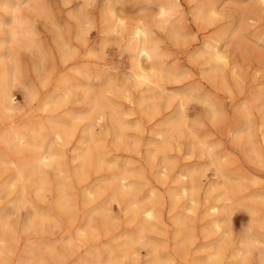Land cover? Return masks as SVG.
Masks as SVG:
<instances>
[{
    "label": "rangeland",
    "instance_id": "obj_1",
    "mask_svg": "<svg viewBox=\"0 0 264 264\" xmlns=\"http://www.w3.org/2000/svg\"><path fill=\"white\" fill-rule=\"evenodd\" d=\"M7 1L16 2L15 15L25 31L14 48L9 44L12 11L3 10ZM159 1L168 2L0 0V78H8L14 97L11 110L0 107L4 162H0V218L4 219L0 245L6 247L0 264H90L92 260V264H104L109 255L118 254L126 238L139 233L138 219L130 212L153 196L164 202L161 229L139 239L135 254L124 264H147L148 244H159V255L168 257L167 263L171 259L168 264H264V99L258 98L264 93V4L259 0H169L174 7L164 23L158 14ZM110 6L122 27L149 26L158 48L157 62L177 73L175 79L161 82L153 94L134 78L128 33L108 32ZM211 7L216 14H209ZM214 40L219 41L223 56L216 71L203 54L206 43ZM148 64L142 62L144 68ZM105 78L112 82L109 91H102ZM68 83L72 88L61 93ZM190 92L194 96L180 106L183 94ZM94 99L100 101V109L92 116L89 109ZM208 103L217 110L214 119L208 115ZM245 108L250 109L255 153L238 137ZM115 112L122 125L114 121ZM178 115L183 124L172 131L167 125ZM37 125L43 128L41 135L34 134ZM59 125L69 129L61 141L50 134ZM15 131L22 133V145L14 141ZM33 140L42 141V151L53 145L52 158L39 171L42 193L30 185L33 177L27 183L16 180L19 172L29 177ZM159 144L168 158L166 164L162 150L154 153ZM211 154L219 157V168L210 164ZM189 173L196 176V189L190 190L189 178L181 177ZM119 174L125 176V190L139 187L132 190L133 199L114 194ZM221 174L229 179L227 189L218 184ZM182 186L188 187V197L179 195L172 203L169 195ZM134 200L137 204L132 205ZM211 206L217 208L208 210ZM187 207L190 238L177 225ZM65 209H73V215L67 212L65 217ZM34 213L40 214L38 219ZM30 218L32 224H28ZM97 222L103 224L99 227ZM182 242L185 246L179 251Z\"/></svg>",
    "mask_w": 264,
    "mask_h": 264
},
{
    "label": "bare ground",
    "instance_id": "obj_2",
    "mask_svg": "<svg viewBox=\"0 0 264 264\" xmlns=\"http://www.w3.org/2000/svg\"><path fill=\"white\" fill-rule=\"evenodd\" d=\"M262 4H264V0H259ZM8 2V1H7ZM10 2V1H9ZM7 3L6 4V8L4 7L5 6V3H3L4 5H2L4 8H3V10L4 9H8V10H11L12 11V13H11V21L10 22H12V24H11V27H10V29H9V44H10V46H11V48H14L15 46H17V44L19 43L18 42V40H17V38H18V36L21 34V32H25L24 31V28H23V24L18 20V18L16 17V15L18 14H16L15 15V6L17 5V4H14V3H16V2H14V3ZM20 2V1H19ZM22 2V1H21ZM174 3H175V1H174ZM20 4V3H19ZM176 4V3H175ZM158 14H159V16L161 17V19H160V21L161 20H164V23L166 22V21H168V17L171 15V12H172V9H173V7L174 6H172V3L168 0V2L166 1H159L158 2ZM215 5V4H214ZM208 6V5H207ZM216 6V5H215ZM177 7V6H176ZM208 8V7H207ZM212 8V7H211ZM15 9V10H14ZM108 9V12H109V15H108V18H110V19H108L109 20V24L110 25H108V27H107V29H108V32H112V33H118L119 35H122V34H124V33H128V35H129V41H130V50L133 52V56H132V63H133V70H134V78L137 80V84L139 85L140 84V86L141 85H144L145 87H146V90L147 91H149L151 94H153V92L155 91V89H157L158 87H159V84H162L161 82H163L164 80H170V79H175L176 77H177V73H176V71L175 70H172V69H165V68H163V67H161L160 65V63L159 62H157V57L159 56L158 55V48L155 46V44H153L152 43V37H151V29H148L149 28V26L148 27H145V26H147V25H141V24H136V25H134L133 27H130V28H124V27H122L123 25V22H122V20H120L119 18H117V15L115 16V13L113 12V8L110 6V8L108 7L107 8ZM6 10L4 11V12H6ZM106 10V9H105ZM209 10V9H208ZM207 12V11H206ZM108 14V13H107ZM173 14V13H172ZM209 14H216V12H215V8H212V9H210V13ZM104 16V15H103ZM172 16V15H171ZM205 17V16H204ZM20 18V17H19ZM104 18V17H103ZM106 18H107V16H106ZM111 18H113V19H111ZM163 18V19H162ZM211 18V17H210ZM213 19V18H212ZM211 21V20H210ZM83 22V21H82ZM163 22V21H162ZM170 22V21H169ZM1 27V26H0ZM160 27V26H159ZM165 27V26H164ZM167 27V26H166ZM168 29V28H167ZM169 30H171V34L174 36V37H177V31L175 30V29H173V28H171V29H169ZM28 32V31H27ZM169 32V31H168ZM167 32V33H168ZM6 35V34H5ZM224 35V34H223ZM23 36V35H22ZM22 36H20V37H22ZM153 36V35H152ZM171 37V36H170ZM222 38V37H221ZM220 38V39H221ZM22 39V38H21ZM25 39V38H24ZM23 39V40H24ZM219 39V38H218ZM22 40V41H23ZM27 40V39H26ZM175 40V39H174ZM178 39H176V41H177ZM25 41V40H24ZM28 41V40H27ZM215 42H213V43H210V42H207L206 43V46H205V50H204V52H203V54H205V55H207V58H208V60L210 61V63L212 64V67H211V70L212 71H216L217 69H218V66H219V62L220 61H222V59H223V56L222 55H220V52H219V50H218V47H217V44H218V40L216 41V40H214ZM6 42V41H5ZM8 42V41H7ZM212 42V41H211ZM6 44V43H5ZM8 44V43H7ZM22 45V44H21ZM60 46V45H59ZM127 46V45H126ZM64 47V46H63ZM65 48H66V46H65ZM66 53V52H65ZM69 53V52H68ZM66 55H67V53H66ZM65 55V56H66ZM64 56V55H63ZM149 62L150 63V65H149V67L147 66V68H144V66L142 65V62ZM0 62H1V59H0ZM221 65H222V63H221ZM225 66V65H224ZM14 70V69H13ZM15 71V70H14ZM4 72V71H3ZM13 72V71H12ZM5 73V72H4ZM11 73V72H10ZM210 73V72H209ZM9 74V73H8ZM14 74V73H13ZM12 74V75H13ZM216 74V73H215ZM216 76V75H215ZM9 77V76H8ZM90 77V76H89ZM11 78H13V77H11ZM10 78V79H11ZM1 79V78H0ZM8 78L4 75L3 76V78L0 80L1 82H0V107H2V106H4L5 107V109H6V112H7V110H11L12 109V107H11V105L13 104V94L11 93V91H10V88H9V86H8V80H7ZM67 82V81H66ZM103 88H102V91H109L110 89V87H111V85H112V82H111V80L109 79V78H105L104 80H103ZM150 86H153V87H150ZM61 88V87H60ZM72 88V86L68 83V84H65V86L61 89V93H66L67 91H69L70 89ZM83 88H85V87H83ZM90 88L89 87H87L86 88V90L85 91H88ZM160 89H161V86H160ZM159 90V89H158ZM156 92H157V90H156ZM194 92V91H193ZM101 93V92H100ZM57 94V93H56ZM103 96H105L104 94H102ZM153 96V95H152ZM151 96V97H152ZM194 95L193 94H191V92H190V94H188L187 93V95L184 93L183 94V97L182 96H180V97H182V103H181V105L180 106H184L185 105V103H186V101H187V99H190L191 97H193ZM31 98V97H30ZM105 98V97H104ZM143 98V97H142ZM201 98H203V97H200V99ZM259 99H264V93H261L260 95H259V97H258ZM98 99L100 100V98L98 97ZM102 99V98H101ZM198 99H199V97H198ZM51 100H52V98H51ZM51 100H49V101H51ZM99 100H97V99H94L93 100V102H92V104H91V107H90V109H89V114L90 115H96V113H97V111L100 109L99 108V104H100V101ZM180 100V99H179ZM201 100H204V101H206L207 102V100H206V97L205 98H203V99H201ZM53 101V100H52ZM51 101V102H52ZM143 102V101H142ZM181 102V101H180ZM212 102V101H211ZM45 103V102H44ZM61 103V102H60ZM151 103V102H150ZM47 103H45V104H43L44 106L46 105ZM139 104V103H138ZM52 105V104H51ZM143 105H145L144 103H143ZM142 105V106H143ZM208 105H209V103H208ZM46 107H48V106H46ZM112 107V106H111ZM146 108V107H145ZM149 108V107H148ZM209 117L211 118V119H214V116H215V114L217 113V110L215 109V106L214 105H209ZM119 109V108H118ZM44 110V109H43ZM103 110V109H102ZM250 110V109H249ZM249 110H248V108H245V109H243V111H242V114H243V116H244V118H245V122L243 123V128H242V130H240L239 131V133H238V137H243L244 138V142H245V146L247 147V150H249V151H251V152H254L255 150H256V148H257V146H256V141H255V139H254V136H253V127H252V123H250L251 121L249 120V118H248V112H249ZM158 111V110H157ZM103 112V111H102ZM120 112V111H119ZM146 112V111H145ZM149 112V111H148ZM147 113V112H146ZM250 113V112H249ZM104 114V113H103ZM182 115V114H181ZM181 115H178V117L177 118H175V120L173 119V121H171V122H169L168 123V127H169V129H171L172 131L173 130H175L176 128H178L179 127V125L181 126L183 123V117L181 116ZM111 116V115H110ZM113 119H114V121L116 122V123H118L119 125H122V123H121V119L118 117V113H114V115H113ZM58 120V119H57ZM63 120H65V119H63ZM91 120V119H90ZM89 120V121H90ZM55 121V120H54ZM123 121V120H122ZM216 121V120H215ZM66 122V121H65ZM93 122V121H92ZM124 122V121H123ZM50 123H51V121H50ZM54 123V122H53ZM91 123V122H90ZM112 123V122H111ZM92 125V124H91ZM112 125H114L115 126V124H112ZM52 126V125H51ZM124 126V125H123ZM55 127V126H54ZM58 127V126H57ZM70 127V126H69ZM92 127H94V125L92 126ZM116 127H117V124H116ZM42 127L41 126H38L37 125V127H36V129L34 130V134H40L41 132V130L43 129H41ZM52 128V127H51ZM113 128H115V127H113ZM124 128V127H123ZM91 129H93V128H91ZM11 130H13V129H11ZM15 130V129H14ZM17 130V129H16ZM22 130V129H21ZM27 130V129H26ZM68 128H67V126L66 125H59V127L58 128H55V129H53L52 128V130L50 129V134H51V136H52V138L54 139V140H59V141H61V140H63V138L65 137V135L68 133ZM85 130V129H84ZM25 131V130H24ZM71 131V130H70ZM89 131V130H88ZM91 131V130H90ZM93 131V130H92ZM116 131V130H115ZM169 131V130H168ZM11 132V131H10ZM22 132V131H21ZM29 132V131H28ZM167 132V131H166ZM236 132V131H235ZM173 133V132H172ZM9 134V133H8ZM12 134V133H11ZM22 134V133H21ZM21 134L19 133V132H16L15 131V133L13 134L14 136H13V139L15 138V139H17V141H19V144H21L20 142H21V140L23 139V137L21 136ZM31 134V133H30ZM32 135L33 137L35 136V135ZM48 134V133H47ZM117 134H118V132H117ZM170 134V133H169ZM4 135V134H3ZM6 135V134H5ZM4 135V136H5ZM41 135V134H40ZM84 135V134H83ZM115 135V134H114ZM120 135V134H119ZM39 136V135H38ZM92 136V135H91ZM91 136H90V140H91ZM6 137V136H5ZM4 137V138H5ZM42 137V136H41ZM87 137V136H86ZM121 137V136H120ZM123 137V136H122ZM237 137V138H238ZM0 138H2V137H0ZM29 138H30V136H29ZM39 138V137H38ZM84 138V137H83ZM93 138V137H92ZM117 138H119V137H117ZM10 139H11V137H10ZM15 139H14V141H15ZM25 139V138H24ZM52 140V139H51ZM238 140V139H237ZM2 141V140H1ZM10 141V140H9ZM23 141H25V140H23ZM42 141L44 142V139H42ZM42 141L41 142H36V140H33V142L32 143H34V144H31V148H32V150H30L32 153H31V155H30V159H29V167H30V170H29V177L28 178H25L24 176H22L21 175V173L19 172L17 175V178H16V180L17 181H20V183H24V182H26L27 183V181H29V178L30 177H33L32 178V182H30V185H32L33 184V186L35 185L36 186V191L37 192H43L44 191V187L42 188V185H41V180L40 179H42V177H39L40 176V168H41V166L43 165V164H45L50 158H52V154H51V150H50V148L53 146H51V147H49V145H48V147L47 148H44V151H42L41 149L43 148L42 147V145H41V143H42ZM84 141V140H83ZM2 142H4V141H2ZM50 142H52V141H50ZM92 142V141H91ZM114 142V141H113ZM168 142V141H167ZM243 142V141H242ZM11 143H13V142H11ZM10 142H9V144H11ZM15 143V142H14ZM18 143V142H17ZM23 143V142H22ZM25 143V142H24ZM87 143V142H86ZM5 144H7L6 142H5ZM26 144V143H25ZM116 144H118V143H116ZM14 145V144H13ZM12 145V146H13ZM22 145V144H21ZM168 145V144H167ZM7 146V145H6ZM16 146V145H15ZM20 146V145H19ZM45 146H47V145H45ZM80 146H81V144H80ZM83 146V145H82ZM81 146V147H82ZM29 147V146H28ZM100 147H101V145H100ZM16 148H17V146H16ZM30 148V149H31ZM80 148V147H79ZM83 148V147H82ZM92 149V148H91ZM95 149H96V147H95ZM11 150H12V148H11ZM83 150H85V149H83ZM98 150H99V148H98ZM160 150H162L163 151V153H164V149H163V147L159 144V145H157L156 147H155V149H154V153H157V152H160ZM13 151V150H12ZM29 151V150H28ZM28 151H27V154H28ZM80 151V150H79ZM88 151H90V150H88ZM88 151H87V154H88ZM100 151H101V149H100ZM23 152V151H22ZM26 152V151H25ZM91 152V151H90ZM152 152V151H151ZM55 153V152H54ZM83 153H84V151H83ZM82 153V154H83ZM153 153V152H152ZM255 153V152H254ZM57 154V153H56ZM103 154V153H102ZM105 154V153H104ZM148 154H149V152H148ZM59 155H61V154H59ZM147 155V154H146ZM62 156V155H61ZM149 156H151V154H149ZM154 156V155H153ZM89 157V156H88ZM146 157H148V156H146ZM162 162L164 163V164H166L167 163V161H168V158L165 156V153L164 154H162ZM56 158H57V155H56ZM85 158V157H84ZM149 158V157H148ZM153 158V157H152ZM92 159H94V158H92ZM104 159V158H103ZM170 159V158H169ZM89 160V159H88ZM154 160V159H153ZM2 160H1V157H0V162H1ZM58 161H59V159H58ZM95 161L96 162H99V161H97V154H96V156H95ZM101 161V160H100ZM148 161V160H147ZM209 161H210V164H214V165H216L218 168L220 167V161H219V157H217L215 154H211L210 155V157H209ZM3 162V161H2ZM50 162V161H49ZM56 162V161H55ZM85 162V161H84ZM87 162V161H86ZM108 162V161H107ZM61 163V165H62V162H60ZM89 163V162H88ZM153 163V162H152ZM152 163H150V164H152ZM3 164H4V162H3ZM6 164V163H5ZM90 164V163H89ZM98 164V163H97ZM109 164V163H108ZM60 165V164H59ZM60 165V166H61ZM172 165V164H171ZM3 166V165H2ZM50 166V165H49ZM55 166V165H54ZM63 166V165H62ZM104 166V165H103ZM168 167H170V166H168ZM64 168V167H63ZM62 169V168H61ZM16 170V169H15ZM58 170H59V168H58ZM62 171V170H61ZM118 171H120V170H118ZM76 172V171H75ZM117 172V171H116ZM123 172V171H122ZM16 173V172H15ZM120 173H121V171H120ZM125 173V172H124ZM167 173V172H166ZM188 173V172H187ZM186 173V174H187ZM77 174H79V172L77 173ZM115 174H117V173H115ZM85 175V174H84ZM79 176H80V174H79ZM78 176V177H79ZM134 176V175H133ZM77 177V178H78ZM82 176H80V178H81ZM125 177V176H124ZM124 177L121 175V174H119L118 175V179H117V183H115L114 185H116L117 184V186H116V189H115V191H114V194H123V195H126L127 196V199H128V197L129 198H131V199H133L132 197H133V193L134 192H132V190H134L133 189V187H132V189H130L129 191H127V190H125V183H124V181H125V179H124ZM183 179L185 178V177H188L189 178V185H188V187H189V189L190 190H193V189H196V188H194L195 187V185H194V180H193V177H195L196 178V176H192L191 175V173H189L188 175H184L183 174V176H181ZM220 179H219V183L218 184H220L221 186H222V188H225V189H227V187L229 186V179H226L225 178V176H224V174H221L220 176ZM64 178H65V176H64ZM80 178H78V180L80 179ZM180 178V177H179ZM182 178L180 179V180H182ZM67 178H65V180H66ZM113 179V178H112ZM115 179H116V177H115ZM236 179V178H235ZM232 180H233V178H232ZM64 181V180H63ZM178 181H179V179H178ZM114 182V181H113ZM116 182V181H115ZM134 182V181H133ZM179 182H181V181H179ZM234 182V181H233ZM238 182V181H237ZM196 184V183H195ZM218 184H216V185H218ZM235 184H236V182H235ZM238 184V183H237ZM25 186H26V184H24ZM136 185V184H135ZM198 185V184H197ZM232 185V184H231ZM63 186H66V184H64ZM63 186L61 187V191H63ZM68 186V185H67ZM127 186V185H126ZM137 186V185H136ZM136 186H134L135 187V190H136V188L138 187H136ZM221 186H217V188L218 187H220L221 188ZM27 187V186H26ZM109 187H111V185L109 186ZM188 187H185V186H182L179 190L178 189H176V190H178V191H174V192H172L171 193V195H169L170 197L169 198H171V202L172 203H175V201H176V197L177 196H185V198H186V192H187V188ZM24 188V187H23ZM22 188V189H23ZM97 188H99V187H97ZM216 188V189H217ZM231 188H234V185H233V187H231ZM237 188V187H236ZM25 189V188H24ZM60 189V188H59ZM138 189H139V187H138ZM137 189V190H138ZM219 189V188H218ZM224 189V190H225ZM58 190V189H57ZM89 190V189H88ZM111 190H113L112 188H111ZM134 190V191H135ZM221 190V189H220ZM127 191V192H126ZM196 191V190H195ZM195 191L193 192V194L195 193ZM212 191H215V189H213ZM90 192V191H89ZM93 192V191H92ZM138 192V191H137ZM137 192H136V194H137ZM178 192V193H177ZM191 192V191H190ZM219 192H221V191H219ZM23 193H24V191H23ZM67 193H68V191H67ZM111 193H112V191H111ZM223 193V192H222ZM222 193H220V194H222ZM225 193V192H224ZM238 193V192H237ZM58 194V193H57ZM114 194H113V197H114ZM117 194H116V196H117ZM168 194H169V192H168ZM23 195V194H22ZM87 196H88V194H87ZM115 196V197H116ZM194 196V195H193ZM193 196H189V200L190 201H194L193 200ZM253 196V195H252ZM257 196V195H256ZM262 196V195H261ZM59 197V196H58ZM62 197V196H61ZM111 197V196H110ZM146 197V196H145ZM152 197V196H151ZM188 197V196H187ZM221 197V196H220ZM117 198V197H116ZM124 198V197H123ZM141 198V197H140ZM169 198H167L169 201H170V199ZM180 198H182V197H179L178 199H180ZM254 198V197H253ZM188 199V198H187ZM225 199H226V197H225ZM110 200V199H109ZM118 200V199H117ZM227 200V199H226ZM251 200V199H250ZM114 201H116V200H114ZM125 201V200H124ZM129 201V200H128ZM187 201V200H186ZM62 202V201H61ZM68 202V201H67ZM119 202V201H118ZM163 200H162V197H157V196H153V198H151L148 202H144L145 204H141L140 206H136V207H138L135 211H132V212H130V214L131 213H133V212H135V215L133 216V217H136V219H138V224H139V227L138 226H136V228L138 227L139 228V233H137L136 234V232H135V236H130V237H128V238H126L123 242H122V244L120 245L121 246V249L119 248V250L117 251L118 252V254L116 255V256H108L107 257V260L105 259V261H106V263L107 264H124V261L126 260V259H128V258H130L133 254H135V250H134V246H135V243L139 240V239H142V238H144V236L147 234L148 235V233H152V232H155V231H153V230H156V229H158V227L161 229V223H163V220H162V213H161V211H162V205H163ZM128 203V202H127ZM141 203V202H140ZM171 203V204H172ZM177 203V202H176ZM186 203V202H185ZM190 203V202H189ZM196 203V202H195ZM59 204H61L60 202H59ZM70 204V203H69ZM135 204H137V201H133L132 202V205H135ZM139 204V203H138ZM63 205V204H62ZM169 205H170V203H169ZM174 205V204H173ZM176 205V204H175ZM61 206V205H60ZM72 206V205H71ZM58 207V206H57ZM64 207H65V205H64ZM131 207H133L134 208V206H131ZM170 208H171V206H169ZM189 207H190V205H189ZM217 207H215V206H211V207H209L208 208V210H214V209H216ZM68 209H71V208H68ZM132 209V208H131ZM59 210V209H58ZM103 210V209H102ZM127 210V209H126ZM134 210V209H133ZM226 210V209H225ZM225 210H223L224 212H225V215H227L226 213V211ZM72 212H69V210L67 211L69 214H71V213H73V209L71 210ZM104 211V210H103ZM189 211V208L187 207V208H185L184 209V214H182L178 219H177V225L178 226H180L181 227V230L182 231H185L186 232V237L187 238H190V227L189 226H187V222L189 223V221H190V219H189V217H188V212ZM191 211V210H190ZM38 212V211H37ZM36 212V213H37ZM65 217H67V212H66V209H65ZM99 212V211H98ZM105 212H107L106 211V209H105ZM36 213H34L33 215L34 216H37V219H38V215H40V214H36ZM67 213V214H66ZM98 214V213H97ZM101 214H102V212H101ZM229 214V213H228ZM32 215V214H31ZM49 215V214H48ZM73 214H71L70 216H72ZM103 215V214H102ZM101 215V216H102ZM133 215V214H132ZM176 215V214H175ZM1 216V215H0ZM90 216H91V214H90ZM99 216H100V214H99ZM99 216H97V217H99ZM104 216V215H103ZM3 217V216H2ZM40 217V216H39ZM43 217V216H42ZM52 217V216H51ZM91 217H94V216H91ZM220 217V216H219ZM224 217V216H223ZM46 218V217H45ZM48 218V217H47ZM87 218V217H86ZM107 218V217H106ZM129 218H130V216H129ZM225 218V217H224ZM29 219V218H28ZM94 219V218H93ZM4 219H1L0 218V243L3 241V225H4V221H3ZM46 220V219H45ZM69 220V219H68ZM92 220V219H91ZM189 220V221H188ZM218 220V219H217ZM222 220V219H221ZM220 220V221H221ZM96 221V220H95ZM106 221V220H105ZM108 221V220H107ZM216 221V220H215ZM33 223V219L31 220V218H30V220L28 221V224H32ZM96 223V222H95ZM98 223V222H97ZM109 223V222H108ZM136 223V222H135ZM27 224V225H28ZM99 224H103V223H98V225ZM110 224H111V222H110ZM109 224V225H110ZM218 222H215L214 224H213V227H218ZM105 225V224H104ZM96 225L94 224L93 225V227L92 228H94ZM82 227V226H81ZM98 227V226H97ZM99 227H100V225H99ZM179 227V228H180ZM213 229V228H212ZM94 230V229H93ZM136 230V229H135ZM86 231V230H85ZM85 231L84 232H82L83 234L85 233ZM137 231V230H136ZM156 232H158V231H156ZM82 234V235H83ZM185 234V233H184ZM129 235V234H128ZM134 235V234H133ZM178 235V234H177ZM192 235V234H191ZM85 236H87V234L85 235ZM90 236V235H89ZM145 237H147V236H145ZM184 237V236H183ZM224 237V236H223ZM261 237V236H260ZM148 238V237H147ZM252 238V237H251ZM6 239V238H5ZM150 239V238H149ZM256 239V238H255ZM188 240V239H187ZM192 240V239H191ZM255 241V240H254ZM155 242V241H154ZM191 242V241H190ZM253 242V241H252ZM148 243V242H147ZM152 243V242H151ZM189 243V242H188ZM254 243V242H253ZM252 243V244H253ZM184 244V242H182V243H180L179 245H178V250L179 251H183V249H184V246L185 245H183ZM252 244H251V247H252ZM177 246V245H176ZM214 246H215V243H214ZM213 246V247H214ZM148 247H149V249H150V259L148 260V262H147V264H168L169 262H170V260L168 259V263H167V261L165 260V259H167V258H165L164 259V257H162V256H160L159 255V251H160V249H159V244L158 245H155V244H148ZM212 247V246H211ZM160 248H161V246H160ZM5 249H6V247L4 248L3 246H1L0 245V258L2 257L3 258V256L2 255H4V253H5ZM69 251V250H68ZM216 251V250H215ZM109 252V251H108ZM240 252V251H239ZM90 253H92V252H90ZM98 253V252H97ZM208 253V252H207ZM212 253V252H211ZM96 254V253H95ZM109 254V253H108ZM238 253H236V255H237ZM90 255V254H89ZM88 255V256H89ZM91 256V255H90ZM96 256V255H95ZM211 256H212V254H211ZM32 257H33V253H32ZM93 257V256H92ZM98 257V256H97ZM213 257V256H212ZM27 259L29 258V257H26ZM95 258V257H94ZM99 258V257H98ZM206 258H207V256H206ZM25 259V258H24ZM31 259V258H30ZM84 259V258H83ZM214 259V258H213ZM218 259V258H217ZM0 260H2V259H0ZM23 260V259H22ZM21 260V261H22ZM85 260V262H86V260L87 259H84ZM20 261V262H21ZM28 261V260H27ZM31 261V260H30ZM29 261V262H30ZM93 261V260H92ZM92 261H89V263L90 264H92L91 262ZM213 261V260H212ZM78 262H80V260L78 261ZM94 262V261H93ZM97 263H98V261H96ZM210 263H211V261H209ZM4 263V262H3ZM103 263H104V261H103ZM106 263H104V264H106ZM200 263H201V261H200ZM206 263H208V262H206ZM209 263V264H210ZM234 263V262H233ZM232 263V264H233ZM21 264H27L26 263V261L25 262H22ZM46 264V263H45ZM84 264H87V263H84ZM214 264V263H213ZM235 264V263H234Z\"/></svg>",
    "mask_w": 264,
    "mask_h": 264
}]
</instances>
